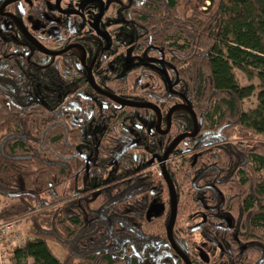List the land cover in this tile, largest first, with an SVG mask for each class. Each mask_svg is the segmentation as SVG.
Returning <instances> with one entry per match:
<instances>
[{"label":"flooded vegetation","instance_id":"1","mask_svg":"<svg viewBox=\"0 0 264 264\" xmlns=\"http://www.w3.org/2000/svg\"><path fill=\"white\" fill-rule=\"evenodd\" d=\"M129 7L125 0H0V40L25 53L35 86L54 95L47 106L56 101L66 113L77 159L70 171L81 191L67 203L79 199L82 226L108 231L111 250L137 264H264L257 239L230 214L229 183L213 180V158L204 153L214 147L209 136L198 138L204 126L169 49L136 40ZM51 70L41 81L39 71Z\"/></svg>","mask_w":264,"mask_h":264},{"label":"trees","instance_id":"2","mask_svg":"<svg viewBox=\"0 0 264 264\" xmlns=\"http://www.w3.org/2000/svg\"><path fill=\"white\" fill-rule=\"evenodd\" d=\"M125 1L136 40L169 49L179 87L204 126L198 138L209 136L214 147L204 153L213 158V180L220 176L229 183L223 191L234 200L230 214L250 229L257 261L264 262V0H210L206 9L201 0ZM16 52L0 40V198L17 199L4 217L34 213L37 238L7 251L12 264H137L111 250L108 231L82 226L79 199L67 203L81 191L70 171L77 159L65 136L66 113L56 101L47 106L54 95L35 86L31 62ZM230 60L247 64L243 70L258 85L241 86ZM41 71L43 82L55 72ZM255 89L258 104L246 111L243 102ZM234 134L243 139L231 141ZM53 239L67 250L64 261L50 249Z\"/></svg>","mask_w":264,"mask_h":264},{"label":"rangeland","instance_id":"3","mask_svg":"<svg viewBox=\"0 0 264 264\" xmlns=\"http://www.w3.org/2000/svg\"><path fill=\"white\" fill-rule=\"evenodd\" d=\"M202 4V9L203 6H207V0H201ZM155 54V53H152ZM157 55V54H155ZM168 55H166L165 57H167ZM218 56L220 57H225L227 58L226 55H221L218 54ZM231 63L234 66V72H235V79L236 81L241 85V86H250V85H254L257 86L258 85V80H250L248 78V76L246 75L245 71L243 70V67H248L247 64L245 63H241V62H236V61H232L230 60ZM168 66V64H167ZM170 71V75L171 78L173 77V73L171 70ZM153 80H155L156 86L159 89L160 93L164 92L166 89V86H164V83L162 80L158 79L157 74H155V78H153ZM259 90L255 89L254 93L249 96L248 98H246L243 102V108L244 110H250L253 109L257 106L258 104V99H257V94H258ZM243 138H240L239 136H237V134H234L233 137L230 138L231 141H240ZM257 140V137H256ZM264 140V139H263ZM2 200L6 203H8L9 205L13 202H16L17 199L14 198H2ZM34 215L33 212L30 213H25V214H20L17 215L15 217L20 218L19 222H18V229L21 235V244L24 245L27 241L29 240H33L35 238H37V235L35 234V232L33 231V219L32 216ZM48 245L50 247V249L52 250V252L57 256V258H59L61 261H64L67 258V250L65 249V247L58 242L57 240H49L48 241ZM34 261L33 259H30L28 261V264H33Z\"/></svg>","mask_w":264,"mask_h":264},{"label":"built area","instance_id":"4","mask_svg":"<svg viewBox=\"0 0 264 264\" xmlns=\"http://www.w3.org/2000/svg\"><path fill=\"white\" fill-rule=\"evenodd\" d=\"M209 4L210 0H207V5ZM8 205V203L0 198V264H12L7 251L22 245L21 235L18 229L20 218L3 216V212Z\"/></svg>","mask_w":264,"mask_h":264},{"label":"water","instance_id":"5","mask_svg":"<svg viewBox=\"0 0 264 264\" xmlns=\"http://www.w3.org/2000/svg\"><path fill=\"white\" fill-rule=\"evenodd\" d=\"M63 52V51H62ZM61 52H53L52 54H60ZM128 103V102H127ZM128 104H134V105H138L136 103H128ZM144 106H149V107H153L151 105H144ZM184 138V135H182L181 137H178L174 142L173 144L171 145V147L167 150L166 154H168V152L180 141ZM176 196H175V193H174V210H173V218H172V221H171V224H170V229H169V234H170V237H171V229H172V226H173V223H174V219H175V216H176Z\"/></svg>","mask_w":264,"mask_h":264}]
</instances>
